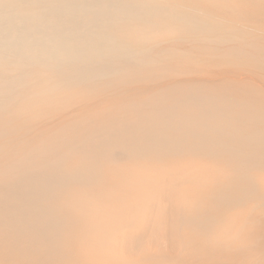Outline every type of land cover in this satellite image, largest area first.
<instances>
[{
    "label": "bare ground",
    "instance_id": "1",
    "mask_svg": "<svg viewBox=\"0 0 264 264\" xmlns=\"http://www.w3.org/2000/svg\"><path fill=\"white\" fill-rule=\"evenodd\" d=\"M255 212L264 0H0V264H167Z\"/></svg>",
    "mask_w": 264,
    "mask_h": 264
},
{
    "label": "rangeland",
    "instance_id": "2",
    "mask_svg": "<svg viewBox=\"0 0 264 264\" xmlns=\"http://www.w3.org/2000/svg\"><path fill=\"white\" fill-rule=\"evenodd\" d=\"M246 216H249L248 217V220H247ZM260 217H262V218H260ZM263 218H264L263 214H260L259 212H255V214L253 213V214H250V215H249V213L243 214V218H241L242 221L240 220L242 227H241V229H239L237 231L238 234L236 233V230L235 231L232 230V231H234L237 234L236 236H238L239 233H240L239 237H237L239 239H237L236 237H233V235L235 233L233 232L234 233L233 234L232 232H230L231 230L229 232L231 233V235L232 234L233 235L230 238L229 237L230 236L229 235L230 233L227 230V233L229 235L228 237L230 238V240L233 239L234 241H233V243H231L232 240H231V242L230 241L227 242L229 240V238L228 239L225 238L227 236V233H226V236L224 238H222L223 242H224V240L226 242H224L222 244L219 243V245L222 246L225 243H228L229 247L226 244L227 245L226 247L225 246L224 247H221L222 249H218V251H217V249H213L212 250L211 248H209L210 251L207 248H201V247H198V248L191 247V248H189L190 246L184 245V242H182L179 237L174 240L173 237H172V235H171V230H164V231L162 230V232H163L162 233L163 238L161 236V241L162 242H159L160 241V237L155 238L154 243H153V240L150 243V247H151V249L153 251L159 253V255L167 262V264H173L174 261H176L175 263H177V264H193V262H194V264H251L252 261L251 262L250 261H247V260H249L251 258H252V260H258V259L264 260V258H262V256L264 257V225H263L264 224V219ZM244 219H245V221H244ZM249 222H251V223H249ZM245 226L246 227L249 226V227H247V230H246V227ZM167 229H169L168 226H167ZM241 232H243V234ZM163 234H165V236ZM168 238L170 239V243H169V239ZM236 239L238 241L242 240L239 243L241 245V247L238 246L239 244H238V241H236ZM176 240H178V241H176ZM157 244H158V246H156ZM244 246L247 248L246 251H250V253L249 252H246L248 255L245 252L244 253L242 252V250L244 249L243 248ZM236 248H238V250L241 251V252L239 251V253L241 255H243V256H239L240 255L239 253L236 254V252H238L237 250H235ZM191 249H192V252H190ZM214 250H216L217 253ZM231 250H233V252H231ZM234 250L236 252H234ZM193 251H194V253L196 252L197 254H194ZM211 251H212V253H211ZM219 251H221V252H219ZM199 252H201V253L199 254ZM190 253H193V254L190 255ZM213 253H215V254H213ZM233 253H235L236 255H231V256H233V257H231L230 254H233ZM207 255H211V256L210 257H207ZM222 255L223 256H226L227 259H229L230 261L227 262V259L225 261V257L223 258ZM237 255L240 258H237ZM229 256L233 260L230 259ZM201 257H203V259ZM218 257L222 258L223 260L222 259L218 260L219 259ZM181 258H182V261H180ZM183 258H185V260H183ZM235 262H237V263H235Z\"/></svg>",
    "mask_w": 264,
    "mask_h": 264
}]
</instances>
